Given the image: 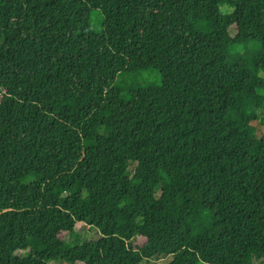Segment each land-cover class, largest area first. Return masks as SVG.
<instances>
[{"label":"trees","instance_id":"trees-1","mask_svg":"<svg viewBox=\"0 0 264 264\" xmlns=\"http://www.w3.org/2000/svg\"><path fill=\"white\" fill-rule=\"evenodd\" d=\"M257 124L264 0H0V264H264Z\"/></svg>","mask_w":264,"mask_h":264},{"label":"rangeland","instance_id":"rangeland-1","mask_svg":"<svg viewBox=\"0 0 264 264\" xmlns=\"http://www.w3.org/2000/svg\"><path fill=\"white\" fill-rule=\"evenodd\" d=\"M142 7L145 9L147 13V22L145 28L154 34H160L165 32L169 26V9L165 6L162 9H157L154 7L153 2H145L142 3ZM231 33L232 35L236 34V28L233 26L231 28ZM124 80H127L128 82L134 83V82H139L140 78L139 77H131L130 75H126L124 77ZM258 115L261 116V109L259 106L255 105ZM257 129H258V135H262L264 133V126L257 124ZM72 183H73V177L72 175L68 173H63L56 177L53 180L47 181L44 184V200L48 201L51 199H54L56 197L57 191L62 190H69L72 188ZM85 235H91L92 237H98L99 232L98 230L94 229L91 226H81L79 231L77 232H72V233H67L64 235V239L68 241H72L77 237H84ZM24 257L28 256L27 252L23 253ZM170 257H154L150 260H145L142 264H165L168 262ZM51 264H62V263H55L52 262ZM65 264V263H63Z\"/></svg>","mask_w":264,"mask_h":264}]
</instances>
